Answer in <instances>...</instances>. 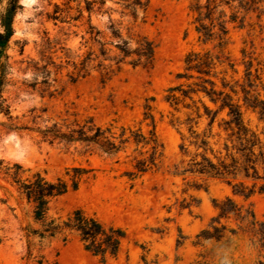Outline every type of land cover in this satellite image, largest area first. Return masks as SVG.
Here are the masks:
<instances>
[{
  "label": "rangeland",
  "instance_id": "1",
  "mask_svg": "<svg viewBox=\"0 0 264 264\" xmlns=\"http://www.w3.org/2000/svg\"><path fill=\"white\" fill-rule=\"evenodd\" d=\"M90 1L97 2L92 14L85 0H18L6 50L4 97L10 112H0V264H36L40 257L45 264H264V246L234 218L218 224L216 208L230 198L264 221V194L245 198L220 180L180 175L195 153L190 128L207 131L209 119L198 96L190 100L179 94L177 105L168 101L170 89L187 88L178 76L191 52L222 50L236 65L237 73L229 69L227 79L241 82L253 60L264 84V4L261 15L250 13L242 29L232 26L226 45L215 49L196 31L194 0H140L143 6H135V0H105L100 10L103 0ZM11 3L0 0V32ZM79 9L82 17L75 20ZM112 26L132 48L140 39L151 41L153 66L106 58L102 48L111 58L118 53ZM92 31L100 33L98 42ZM146 112L154 118L162 156L156 168L136 179L130 176L139 156L134 145L117 156L90 155L79 144L51 143L41 135L55 123L65 129L93 120L116 135L130 128L148 136L153 127ZM75 169L86 171L79 188L51 199L48 217L61 224L81 210L107 227L123 229L126 238L116 258L103 262L85 249L77 232L45 239L33 235L43 228L34 205L6 174L19 172L22 181H33L40 173L49 182L63 179L71 185ZM205 182L207 189L196 188ZM212 225L226 226L225 238L199 240Z\"/></svg>",
  "mask_w": 264,
  "mask_h": 264
},
{
  "label": "trees",
  "instance_id": "2",
  "mask_svg": "<svg viewBox=\"0 0 264 264\" xmlns=\"http://www.w3.org/2000/svg\"><path fill=\"white\" fill-rule=\"evenodd\" d=\"M75 1V0H70ZM192 12L195 15L194 24L200 39L204 44L215 43V49L223 47L228 41L231 27L244 28L250 13L261 15L264 0H194ZM99 10L105 5L101 1ZM96 1L85 0V9L90 13L96 12ZM135 6H143L140 0H135ZM19 8L18 0H12L9 9L2 18L3 32H0V112L8 114L10 107L4 97L6 75L9 69L7 47L14 35V17ZM82 17V10L79 9ZM113 45L117 54L108 56V50L101 49L106 58L120 64L126 60L134 67H152L155 60L154 44L147 39L137 41L136 47L123 39L119 31L112 26ZM97 40L100 33H93ZM100 43V42H99ZM84 64V62L82 63ZM236 71V65L224 55L205 51L191 52L186 58L185 72L178 78L184 79L188 85L181 84L169 90L168 101L177 105L180 96L193 100L199 97L205 115L209 119L207 131L199 133L190 128V145L195 147L188 167L180 171V175L200 176L207 179L220 180L232 188L235 195L249 198L256 193L264 194V84L259 68H254L253 60L246 64L245 78L228 80V70ZM203 99H208L215 109H211ZM149 111L150 108L147 107ZM225 112V116H221ZM203 115H199L201 119ZM145 120H151L152 130L144 135L140 130L122 128L120 135L113 132L112 127H101L86 121L83 125L75 123L65 127L55 123L41 131L42 138L51 143L59 142L67 145L79 144L84 153H99L106 156H117L128 145H134L139 154L134 159V172L131 179H136L156 168L162 156L163 146L156 131L154 118L145 113ZM198 125V122L195 123ZM185 149V144L182 145ZM20 170V167H17ZM76 174L69 182L58 179L57 182L47 181L40 173L35 174L33 181H22L19 172L6 174L13 179L21 195L27 197L34 205L36 221L43 226L39 234L42 239L53 238L65 232H77L85 249L103 262L108 258H116L122 248L126 233L119 227H107L95 217L81 210L75 211L61 224L48 217L51 199L60 197L72 188L80 186L85 170L75 169ZM197 189H207V183L197 185ZM219 209L217 223L221 219L234 218L244 233L257 238L264 246V221H260L254 210L238 206L232 199L216 204ZM226 226L212 225L198 235L199 240L221 241L225 238ZM233 235L236 231L231 230ZM32 235H28L30 238ZM31 249L29 256H32ZM36 264H45L44 258L36 259ZM54 264H58L55 262Z\"/></svg>",
  "mask_w": 264,
  "mask_h": 264
}]
</instances>
